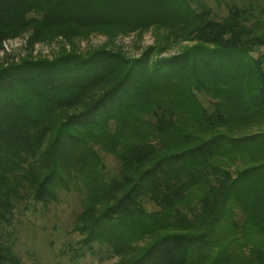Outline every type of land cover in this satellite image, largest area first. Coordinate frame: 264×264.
I'll use <instances>...</instances> for the list:
<instances>
[{
  "label": "trees",
  "instance_id": "1",
  "mask_svg": "<svg viewBox=\"0 0 264 264\" xmlns=\"http://www.w3.org/2000/svg\"><path fill=\"white\" fill-rule=\"evenodd\" d=\"M248 9L0 0V264H23L5 238L20 204L71 188L72 259L96 248L110 264H264V24ZM147 29L157 40L137 55L117 44ZM93 34L104 44L81 50ZM17 37L14 60L3 43ZM37 43L57 49L32 56Z\"/></svg>",
  "mask_w": 264,
  "mask_h": 264
},
{
  "label": "rangeland",
  "instance_id": "2",
  "mask_svg": "<svg viewBox=\"0 0 264 264\" xmlns=\"http://www.w3.org/2000/svg\"><path fill=\"white\" fill-rule=\"evenodd\" d=\"M192 7L200 10L208 8L214 18L221 19L226 16L227 9L236 5L240 8H250L252 22L264 24V0H187ZM160 33H163L160 30ZM157 35L152 29L145 30L140 36L131 33L116 39L125 52L129 55H137L141 48L154 44ZM106 37L93 34L88 39L81 41V50L98 47L104 44ZM190 44V43H185ZM140 48V49H139ZM6 55L14 57L25 56L24 37H17L6 40L3 43ZM55 44L37 43L31 49L32 56L50 57L56 51ZM139 49V50H138ZM179 50L178 45L167 48L165 54H173ZM264 55V47L259 49ZM4 54L0 51V59ZM103 163L109 174L117 170L115 159L107 154L101 153ZM82 193L71 188L69 192L60 191L57 201L47 205L36 202L20 204L17 210V218L14 225L8 228V236L5 238L10 242L13 251L20 257L23 264H110L114 259L106 258L103 252L95 248V252L88 250L84 255L72 259L75 249H79V240L82 235L75 231L76 215L80 212V198ZM145 207L152 208L149 202L145 201Z\"/></svg>",
  "mask_w": 264,
  "mask_h": 264
}]
</instances>
